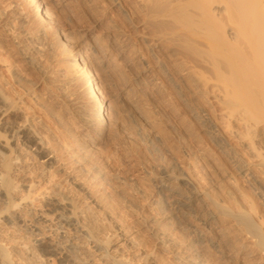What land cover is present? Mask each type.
I'll return each mask as SVG.
<instances>
[{
  "label": "bare ground",
  "instance_id": "bare-ground-1",
  "mask_svg": "<svg viewBox=\"0 0 264 264\" xmlns=\"http://www.w3.org/2000/svg\"><path fill=\"white\" fill-rule=\"evenodd\" d=\"M65 1H12L26 16L22 29L55 63L42 78L19 74L41 62L19 34L0 37V70L9 77L0 74V264H51L50 245L68 241L80 264H219L236 250L242 262L264 264V0H108L115 16L104 0H83L101 25L93 41L60 30ZM128 25L154 54L134 83L127 70L145 58L124 40ZM168 87L199 115L255 196L231 172L226 195L203 181L197 159L213 154L181 111L172 109V134L187 137L196 162L154 165L133 145L135 134L169 148L160 130L145 134L152 121L139 101L154 94L171 109ZM124 162L130 178L116 170ZM177 218L184 219L179 234L163 229Z\"/></svg>",
  "mask_w": 264,
  "mask_h": 264
},
{
  "label": "rangeland",
  "instance_id": "rangeland-1",
  "mask_svg": "<svg viewBox=\"0 0 264 264\" xmlns=\"http://www.w3.org/2000/svg\"><path fill=\"white\" fill-rule=\"evenodd\" d=\"M12 1L13 0H0V32H3V33H0V35H1L0 37H3V35L6 33L5 31L11 32L10 35H13V36L17 35V34H19L21 36V38L23 39V41L26 44V47L29 49V51L32 54H34V56H40L41 62H38V61H34V62H30V63L28 62L27 66L31 69V74H29L28 71H27L26 75H24L25 72H23V71H21V72L19 71V74L22 76H25L29 80L30 79H34V80L40 79V78H42V76L46 75V71L48 69H49V71L52 70V67H53V65H55V63L49 59L50 57L45 56V54H41L42 51L40 50V45H39L38 40L34 36H32L31 34H29L28 32H26L22 29V21H24L26 19V16H25L24 12H22L21 9L18 6H16L15 3ZM104 1L107 3L106 5H104V7L107 6V9L109 11L108 14L109 15L112 14L113 16H115L114 13H116V12H115L114 8L110 6L109 1L108 0H104ZM10 3H12V4L9 5ZM64 4L65 5H64L63 10L65 11V13H64L65 18H67V19L62 24L63 26L62 25L60 26V30L63 33L68 32V31L71 32V35L75 41L80 40L81 37H86L89 39V41H93L94 38L92 36H90V33L92 34V31L96 32L97 30L100 31V29H101V27H100L101 25H99L97 23L98 15L94 13L93 8H90L87 4H85L83 0H66L64 2ZM123 38L128 43V45L131 46V48L140 50L141 54H143L144 58H145L142 61H135L132 64V67L130 68V70L126 69L128 71L127 75H128L129 81L131 83H134V82H136L137 74L143 73V67L144 66H150L153 63L154 54L152 53L148 43L142 39L139 32H137V29H135L134 26H132V25L127 26V33L123 36ZM73 39H72V41H74ZM103 41L107 42V40L104 37H103ZM7 42L8 43L10 42L11 46H12L11 43H14L13 48H17V44H16V42L12 36H11L10 40L7 39ZM159 55L166 56L167 54L160 51ZM127 59L128 58L126 56H120V60H122L123 62L126 61ZM45 65L46 66L49 65L47 67V69H46ZM105 70H103V71L101 70L100 76L102 77V79L103 78L105 79V80L104 79L103 80L105 81L104 84L106 85V83L107 84L109 83L108 79L110 78L109 74H111V73L108 74L109 69L106 71ZM98 72H100V71H98ZM0 74L4 78L9 80L8 75L5 72H3L2 70H0ZM49 81L54 83V85L52 83H50V86H52L51 88L55 92L60 90L58 85L56 84V82H53L54 81L53 79H50ZM121 83H122V81H116L115 82L117 87H119L121 85ZM56 86H57V88H56ZM165 93L167 94V98H168L169 102H171L173 104V105L172 104L170 105L171 109L166 107V104L160 99V97L157 95H154V94H146L145 96H141L139 101H140L141 106L143 107V110L145 112L144 115L152 121L151 124L145 123V125H144L145 134H148L151 136V133H153L154 129H157L158 131L160 130L161 135H163L165 137L168 136V138L170 139L169 140L166 138L167 139V142H166L167 145H170L168 148L170 151L168 149H164V144H162L161 142H159L155 139L152 140V144L151 143L149 144V143H145V141L142 138H140V136L132 134L133 145L137 149L141 150V152L143 153L142 156H144L146 160H148L150 163H152L154 165L163 164L165 162L163 164L165 166H166V162H168L167 166H169V161L171 162L170 164H172L173 160L175 161V159H178V158H180L181 161L179 159L176 161H179V162H182V160L189 162L191 159L192 160L194 159L193 162H196L197 160H199L196 162V164H199L198 165L199 168L200 167L203 168V170H202V168H200V170H199V172H200L199 174H201L200 177L202 176V179L204 182L207 181L209 186H212L213 188H215L214 189L215 192L217 190H219V192L217 191V194H219V193H221L220 195H222L223 193L225 195L228 194L227 192H225V189L223 187L225 184L224 175H226V171H227L228 173L231 172L235 177L238 178L239 183L243 187V189L245 188V190L251 196L254 195L252 186L250 185L246 176L239 175V174H237V172H235V170H234L235 168L233 166V163L230 161L229 158H227V155L225 154V152H222V150L215 144L214 140L211 138V136L207 132L206 128L202 125L203 121L198 117L199 115L195 114V113H193V114L190 113L189 112L190 110H188L184 106V101H182L179 97L175 96L173 90L170 91L169 87H168V89H166ZM43 95H45V94L43 93ZM172 109L175 111H181L185 115L189 116V118H191L190 121L193 124V127L189 126V128H190L191 132H195V135H193V137H195L199 143L201 141V144L203 146L209 148L208 153L210 152L211 155L213 154L212 157L214 156V158H212L210 154L209 155L214 161L211 160V158L210 159L207 158L208 160H206V158L203 159V157H200V156L198 157L199 159L192 158V156L190 157V154H188V151H187L188 149L186 148V146H184V141H186L187 137L184 135L177 140L176 136L173 135L174 134L173 125L177 122L173 119L174 117H173ZM139 117L141 118L140 119L141 121H142V118H144L142 115ZM191 123L189 125H191ZM171 140H174V141H171ZM170 143L173 145H171ZM167 145H165V147ZM206 145H208L209 147ZM220 152H222V153H220ZM221 155H222V157H221ZM188 157H190V158H188ZM163 158H165V159H163ZM171 159H173V160L171 161ZM192 160L190 162H192ZM131 162L130 163L124 162L122 167H118L116 169L117 172L120 175H125L127 178H130L129 175L131 173ZM199 162H201V163H199ZM202 162H203L204 166H203ZM182 163H184V162H182ZM184 164H186V162ZM224 172H225V174H224ZM222 189H224V190L222 191ZM179 220L181 222L184 219L177 218L175 220V222L178 223ZM175 222L171 223V224L165 223V226H167V228L163 227V229H167V231H173V232H175L173 229H175V230L177 229L178 231L176 230L177 232H175V234L176 233L179 234V230L183 229L181 227L184 226V221L182 223L179 222L180 224L178 223L179 225L176 226L178 228H176L175 226H172V224L175 225ZM20 224L24 225L21 222H20ZM137 224L139 225L138 220H136L135 224L133 223V225L136 228L140 227ZM169 225L172 227L169 228L170 227ZM145 228L146 227L139 228V231L141 234H143L146 231L144 233V235L146 234L147 236H149L148 234H150V228H148V227L146 229ZM168 228L172 229V230H168ZM142 230H144V231H142ZM61 231L62 230L59 228L57 233H56L57 237L62 238ZM26 232H27V229L25 228V226H22V232L21 233L23 235H27ZM150 236L148 237L150 239V241H154L153 238H151ZM38 243H40V242H37V244ZM152 243H151V245H152ZM50 246L52 248V253L50 256H51V258H54V259L56 258L54 261H52L51 264H80L79 261H77L75 259L76 246L71 241L65 242L63 244L53 242V245L51 244ZM153 246L151 248L155 247V246L154 247ZM88 247L92 251H95L98 253L101 252V249L99 247L95 246L93 243H89ZM154 249L158 253L160 252V254H159L160 256L163 254V256L165 255L164 258L165 257L168 258V259L166 258L165 261L171 262L170 258L166 254L162 253L161 250H159L158 248H154ZM235 250H236V248H235ZM236 252H238V251L237 250L234 251V253H236ZM234 253H231L232 258L230 257L228 259L229 261L228 260L221 261L219 264H247V263L242 262L238 258V253H236V254H234ZM163 256H162V258H163ZM233 260H234V262H233ZM97 263L105 264V263H103V260L101 258H99L97 260ZM171 263H173V262H171Z\"/></svg>",
  "mask_w": 264,
  "mask_h": 264
}]
</instances>
